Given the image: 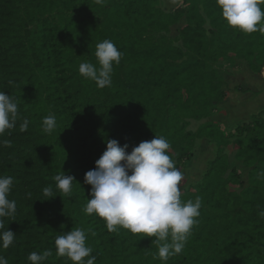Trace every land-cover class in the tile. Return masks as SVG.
Instances as JSON below:
<instances>
[{
  "label": "trees",
  "instance_id": "trees-1",
  "mask_svg": "<svg viewBox=\"0 0 264 264\" xmlns=\"http://www.w3.org/2000/svg\"><path fill=\"white\" fill-rule=\"evenodd\" d=\"M180 19L173 40L169 28ZM105 39L122 57L111 86L98 88L78 67L98 66L96 45ZM242 62L264 68V34L229 26L216 0H183L173 11L159 0H0V91L18 105L15 127L0 135V176L13 178L8 199L16 202L15 214L0 218V232H15L0 256L31 264L30 253L51 250L43 264H72L56 255L54 241L81 228L95 264H162L154 237L110 232L103 218L82 211L91 198L85 173L106 141L130 152L157 135L180 170L198 139L216 146L202 181L181 191L182 201L201 197L202 206L184 249L167 264H264V111L230 132L207 120L226 96L221 65ZM48 115L56 118L51 134L42 130ZM191 121L200 122L195 131ZM234 161L249 168L246 187L233 188L240 184ZM61 171L75 177L63 198L53 180ZM45 187L56 196L45 199Z\"/></svg>",
  "mask_w": 264,
  "mask_h": 264
},
{
  "label": "clouds",
  "instance_id": "clouds-1",
  "mask_svg": "<svg viewBox=\"0 0 264 264\" xmlns=\"http://www.w3.org/2000/svg\"><path fill=\"white\" fill-rule=\"evenodd\" d=\"M95 2L103 5L105 0ZM216 4L229 26L246 34L257 31L264 34V10L261 7L264 0H216ZM95 57L98 66L83 62L78 71L94 81L98 88L110 87L113 65L120 63L122 53L112 41L105 39L96 45ZM17 117V103L8 93L0 91V135L15 127ZM28 123L25 119L20 131H26ZM55 128L54 115L43 118V132L51 134ZM2 143L11 146L8 140ZM127 148V144L120 146L116 139L106 141V149L95 161V168L85 173L84 183L91 186V198L82 211L103 218L110 232L122 227L134 235L154 237L152 243L158 247L157 256L162 264H167L170 257L184 249L200 215L202 199L182 201L180 182L184 172L166 151L170 143L164 136L155 135L151 140L141 141L130 152ZM53 180L62 198L71 196L74 176L61 171ZM12 185L11 176H0V218L13 216L16 212L15 200L8 199ZM43 196L48 199L56 195L52 194L51 187H45ZM258 215L264 218V210ZM3 228L0 220V229ZM14 239L15 232L9 228L0 232V247L7 249ZM86 240L85 230L72 228L55 238L56 255L67 257L72 264H95L96 257ZM50 255L51 250L39 254L32 252L27 259L31 264H43ZM0 264H8V261L0 256Z\"/></svg>",
  "mask_w": 264,
  "mask_h": 264
},
{
  "label": "rangeland",
  "instance_id": "rangeland-1",
  "mask_svg": "<svg viewBox=\"0 0 264 264\" xmlns=\"http://www.w3.org/2000/svg\"><path fill=\"white\" fill-rule=\"evenodd\" d=\"M183 0H159L160 7L165 11H173L177 6L182 4ZM184 19H180L174 25L170 26L168 36L176 40ZM178 45L180 42L177 43ZM220 73L224 77L225 85L228 88V98L220 105L212 117L207 120L217 121L223 124L224 128L233 130L235 124H240L247 120L252 112H258L264 109V71L258 75H253L249 69L248 63L243 62L236 68L230 65H221ZM248 92V93H247ZM200 122L191 121L187 128L195 131ZM230 149H226L229 152ZM216 154L215 144L198 139L195 143L194 150L190 159L185 161L181 166L184 172V178L180 184V190L184 191L190 186L199 184L202 176L207 168L208 162L214 158ZM240 173V184L234 186L235 189L246 187L248 184L249 168L245 167L241 162L234 161Z\"/></svg>",
  "mask_w": 264,
  "mask_h": 264
},
{
  "label": "crops",
  "instance_id": "crops-1",
  "mask_svg": "<svg viewBox=\"0 0 264 264\" xmlns=\"http://www.w3.org/2000/svg\"><path fill=\"white\" fill-rule=\"evenodd\" d=\"M243 63V62H242ZM241 63V64H242ZM241 64H239V65H241ZM238 65V66H239ZM238 66H236V67H238ZM249 66V65H248ZM236 67H233V68H236ZM249 69H250V67H249ZM251 70V69H250ZM262 71H264V68L260 71V72H254L253 70H251V72L253 73V75H258V74H260ZM259 76H261V74L259 75ZM224 89H225V91H226V96H225V99L222 101V102H220L219 104L221 105L229 96H228V88L226 87V85L224 84ZM248 93V92H247ZM218 104V105H219ZM218 105H217V107H218ZM217 107H216V109H217ZM262 108H264V107H262ZM216 109L214 110V112L216 111ZM261 111H264V109H261V106H260V110L258 111V112H252L250 115H249V117H248V119L247 120H244L242 123H245V122H248L249 121V119H250V117L252 116V115H255V114H258V113H260ZM213 112V113H214ZM213 115V114H212ZM212 115L210 116V117H212ZM209 117V118H210ZM213 121V120H212ZM215 122H217V121H215ZM220 126H221V128L224 130V131H226V129L224 128V126H223V124L222 123H220V122H217ZM242 123H240V124H242ZM237 125H239V124H235V127L237 126ZM234 127V128H235ZM234 128H233V130H234ZM233 130H229V129H227V131L226 132H230V131H233Z\"/></svg>",
  "mask_w": 264,
  "mask_h": 264
}]
</instances>
